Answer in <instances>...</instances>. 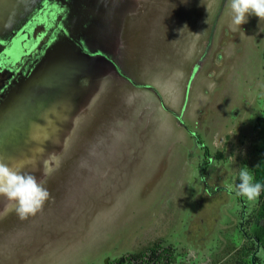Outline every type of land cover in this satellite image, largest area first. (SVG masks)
I'll use <instances>...</instances> for the list:
<instances>
[{
	"label": "rangeland",
	"instance_id": "rangeland-1",
	"mask_svg": "<svg viewBox=\"0 0 264 264\" xmlns=\"http://www.w3.org/2000/svg\"><path fill=\"white\" fill-rule=\"evenodd\" d=\"M151 4L117 59L159 98L108 79L50 158L43 210L0 209V264H114L154 245L168 264H262L260 199L234 186L264 146V20L235 26L228 0Z\"/></svg>",
	"mask_w": 264,
	"mask_h": 264
},
{
	"label": "water",
	"instance_id": "water-1",
	"mask_svg": "<svg viewBox=\"0 0 264 264\" xmlns=\"http://www.w3.org/2000/svg\"><path fill=\"white\" fill-rule=\"evenodd\" d=\"M151 3L152 0H0V69L9 73L8 81L0 86V135H5L10 126H22L31 118L38 102L48 106L64 99L85 97L83 104L73 106L76 118L70 130L64 128V134L59 123H55L54 142L58 147H53L52 141L41 145L43 152L37 156L41 158L31 166L37 181L43 178L45 163H52L54 153L67 146L81 113L98 91L103 93L108 81L118 80L128 87L142 88L159 98L150 85L135 81L123 71L121 60L117 59L123 52L121 42H126L128 35L132 38L133 32L127 31V26L134 27V23L143 20ZM38 11H44L39 20L45 25L43 22L44 30L35 35L32 16ZM153 15L154 23L156 10ZM54 24L56 28L43 44ZM19 37L23 38L21 42ZM10 39L13 45L5 46ZM26 62L30 63L23 69ZM14 149L4 148L3 162L11 160ZM28 154L21 147V156ZM4 204V198L0 197V209L3 210Z\"/></svg>",
	"mask_w": 264,
	"mask_h": 264
},
{
	"label": "clouds",
	"instance_id": "clouds-1",
	"mask_svg": "<svg viewBox=\"0 0 264 264\" xmlns=\"http://www.w3.org/2000/svg\"><path fill=\"white\" fill-rule=\"evenodd\" d=\"M232 23L240 27L247 23L250 15H255L264 20V0H228ZM43 152L42 148L35 150ZM58 166V162H57ZM23 165L9 167L0 162V197L4 198L3 212L15 211L22 220L35 216L41 212L45 203L50 198V193L44 186L43 179L37 181L32 174L22 171ZM54 169L45 163L43 176L50 175ZM238 180L240 183L234 186L235 195L244 197L249 202L258 200L264 185L254 182V176L246 167L239 169Z\"/></svg>",
	"mask_w": 264,
	"mask_h": 264
},
{
	"label": "bare ground",
	"instance_id": "bare-ground-1",
	"mask_svg": "<svg viewBox=\"0 0 264 264\" xmlns=\"http://www.w3.org/2000/svg\"><path fill=\"white\" fill-rule=\"evenodd\" d=\"M84 99V95H81L74 99H64L57 105L51 104L47 106L41 105L39 102L35 104L31 111L30 119L26 120L22 126H18L19 128H11L10 126V130H7L5 135H0V162H3L4 157L1 156V152H4L5 147L14 149L18 146L14 149V153L11 154V160L8 163H5V161L3 163L9 167L23 165L22 171H28L29 174L34 175L35 169H31V166L36 163L37 159L41 158L37 157L39 153H36L35 150L42 148L43 142L50 141H52L53 147H58L59 144L54 142L56 138L55 123H59L58 126H61L64 134V128L70 130L76 118L73 113L74 107L83 104ZM18 104L14 105L17 106ZM37 119L38 121H36ZM20 146L30 154L21 156Z\"/></svg>",
	"mask_w": 264,
	"mask_h": 264
},
{
	"label": "trees",
	"instance_id": "trees-1",
	"mask_svg": "<svg viewBox=\"0 0 264 264\" xmlns=\"http://www.w3.org/2000/svg\"><path fill=\"white\" fill-rule=\"evenodd\" d=\"M205 159H209L207 150H204ZM253 176H254V182H258L261 185H264V146L262 149V152L257 160L256 165L253 168ZM260 203L258 206L257 214L260 218V224L256 227L255 231L253 232V240L256 241L263 253V262L264 264V191L261 192V195L259 197ZM158 245L151 246L147 249V253H149V260H153L154 264H163L162 260H165L166 262L164 264H168L172 258H174L169 252L168 248L165 249H159ZM143 255L140 253V255H130L131 258H137L138 256ZM256 258L253 256L252 252H244V256L241 259L242 264H257Z\"/></svg>",
	"mask_w": 264,
	"mask_h": 264
},
{
	"label": "flooded vegetation",
	"instance_id": "flooded-vegetation-1",
	"mask_svg": "<svg viewBox=\"0 0 264 264\" xmlns=\"http://www.w3.org/2000/svg\"><path fill=\"white\" fill-rule=\"evenodd\" d=\"M44 14V11H38L34 16H32V23H33V34L37 35L39 33H41L43 30H44V25H45V22H44V25H43V22L42 20H39V18L42 17V15ZM35 17V18H34ZM50 15L48 14L47 18L48 20L50 19ZM42 19V18H41ZM54 28H56V24H54L51 28H50V31L49 33L47 34V36L45 37L44 39V43L45 44L47 41H48V37L50 35L51 32L54 31ZM17 34V33H16ZM19 42H21V40H23V38L19 37L18 38ZM7 43H5V46L7 47H11L13 45V39H10L9 41L7 40L6 41ZM22 45L24 44V42L21 43ZM263 57H264V53H263ZM6 63V62H5ZM30 62H26L25 66L23 67V69H25V67L29 64ZM7 64V63H6ZM15 73V72H14ZM8 76H9V73L8 72H3L1 71L0 69V86H3L5 85V83L8 81ZM1 92V91H0ZM155 96H157L155 93H153ZM178 118H179V115L177 114ZM194 142H195V139H194ZM199 143V142H198ZM202 147V146H201ZM205 150V149H204ZM208 153V151H207ZM204 155V153H203ZM208 156H209V153H208ZM210 158V156H209ZM209 159H205V155H204V159L200 162V165H203V164H206L207 161ZM200 168V167H199ZM197 170V172L200 170ZM198 174V173H197ZM198 176L200 177V175L198 174ZM200 180H201V177H200ZM149 253H144L143 255L141 256H138L137 258H131L130 255L126 258L124 257H120V258H117L115 259L114 261V264H154V261L153 260H149ZM107 261V260H106ZM106 264V263H104ZM107 264H109V261H107Z\"/></svg>",
	"mask_w": 264,
	"mask_h": 264
}]
</instances>
